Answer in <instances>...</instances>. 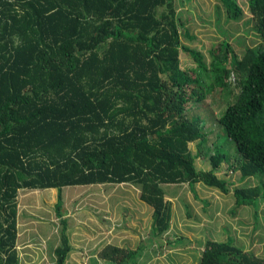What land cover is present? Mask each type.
Segmentation results:
<instances>
[{
    "label": "trees",
    "instance_id": "obj_1",
    "mask_svg": "<svg viewBox=\"0 0 264 264\" xmlns=\"http://www.w3.org/2000/svg\"><path fill=\"white\" fill-rule=\"evenodd\" d=\"M239 19L238 0H220ZM261 42L242 56L227 41L211 60L182 41L176 0H0V264H19L18 190L57 187L62 216L65 185L132 182L153 209L158 235L171 227L165 184L203 181L224 192L226 164L253 184L233 188L235 204L264 194V0H248ZM195 67L181 65V51ZM235 100L217 117L236 145L230 157L214 146L209 169L196 167L189 143L207 126L189 103L217 89ZM55 264L72 250L62 218ZM137 247L108 244L99 255L135 260ZM197 264H264V256L232 237L206 239Z\"/></svg>",
    "mask_w": 264,
    "mask_h": 264
},
{
    "label": "rangeland",
    "instance_id": "obj_2",
    "mask_svg": "<svg viewBox=\"0 0 264 264\" xmlns=\"http://www.w3.org/2000/svg\"><path fill=\"white\" fill-rule=\"evenodd\" d=\"M238 1L245 13L239 19H232L220 0H176L178 15L190 35L185 33L184 26L180 27L183 43L200 50L209 62L211 50L223 41H227L239 56L247 46L261 42L248 0ZM181 65L190 68L195 67L196 62L182 50ZM232 74L230 92L217 89L206 100L189 103L188 112L201 114L203 122L209 126L205 142L189 143L197 156V168L211 167L207 155L214 146L223 148L232 158L237 156L234 141L226 137L224 127L217 123V117L240 91V84ZM220 175L230 180V191L224 192L203 181L191 185L186 182L163 185L172 202V223L161 235L153 232V209L141 200L140 189L135 183L65 185L62 216L56 208L57 187L20 188L17 195L20 237L31 244L34 264H55L62 218L68 219L72 245L66 264H197L206 239L229 237L264 256V194L258 196L255 204H235L233 194L235 186L253 184L258 178L241 177L238 169L233 170L226 164ZM116 243L137 247V258L119 263L99 255L108 244Z\"/></svg>",
    "mask_w": 264,
    "mask_h": 264
},
{
    "label": "crops",
    "instance_id": "obj_3",
    "mask_svg": "<svg viewBox=\"0 0 264 264\" xmlns=\"http://www.w3.org/2000/svg\"><path fill=\"white\" fill-rule=\"evenodd\" d=\"M19 191H20V189L18 190V195H19ZM18 230H19V228H18ZM30 245L31 244H28L27 239H22L20 237V233H19L18 238H17V248H18L19 255H20V263L19 264L29 263V261H30V264L36 263L34 260H32L33 258L31 257V254H30V253L34 252L33 249L30 248ZM39 258L42 259V255H40Z\"/></svg>",
    "mask_w": 264,
    "mask_h": 264
}]
</instances>
